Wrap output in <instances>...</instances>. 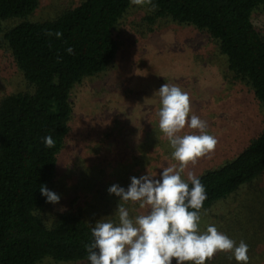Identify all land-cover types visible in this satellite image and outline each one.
<instances>
[{"label": "trees", "instance_id": "16d2710c", "mask_svg": "<svg viewBox=\"0 0 264 264\" xmlns=\"http://www.w3.org/2000/svg\"><path fill=\"white\" fill-rule=\"evenodd\" d=\"M132 4L131 0H66L61 7L54 5L56 13L34 19L42 8L40 0H0L2 47L26 85L23 91L0 96V264H90L84 246L92 239V221L80 209L56 212L44 221L48 202L39 189L43 184L51 190L74 113L75 87L86 78L107 75L119 49L114 29ZM147 5L144 33L169 22L205 35L223 58V64L219 63L223 67L218 68L221 78L229 76L242 83L264 108V36L252 22L253 12L264 9V0H152ZM11 19L18 22L3 31V24ZM69 46L71 55L65 51ZM132 83H119L120 97L113 101L111 111L106 107L108 119L97 125L85 121L84 138L93 148L101 151L99 144L112 139L108 128L120 122L117 111L128 108L136 98ZM102 98L94 104L99 105ZM160 132L157 128L149 135L148 144H157ZM146 134L143 129V137ZM46 135L54 139V147L44 146ZM171 151L169 147L163 152L164 160L177 165ZM130 160L135 166L138 155ZM263 175L264 126L235 157L198 175L207 194L200 213L241 193L243 204L254 207L256 264H264V232L260 235L257 219L264 216V185L258 186ZM114 183L126 188L129 182L123 178ZM102 186L108 193L109 186ZM83 187L92 189L91 185Z\"/></svg>", "mask_w": 264, "mask_h": 264}, {"label": "rangeland", "instance_id": "374dc122", "mask_svg": "<svg viewBox=\"0 0 264 264\" xmlns=\"http://www.w3.org/2000/svg\"><path fill=\"white\" fill-rule=\"evenodd\" d=\"M65 2L40 0L42 8L36 12L34 19H42L49 12L56 13L57 7L54 5L61 7ZM149 9L147 4H132L114 29L119 49L107 75L86 78L75 87L72 96L74 113L69 124V134L59 151L56 175L51 187L52 191L59 194L60 200L56 204L47 203L42 213L44 221L51 220L56 212L71 209H80L93 226L98 219L115 220L116 206L125 202L114 194L106 193L102 185L108 187V183L111 185L115 179L123 178H128L130 183V177H139L146 172L157 173L158 177L160 168L171 165L164 160L163 152L170 146L162 132L159 134L162 139L159 137L157 144H148V136L154 135L159 128L156 113L160 104L156 90L163 83L176 85L188 93L189 115L194 114L204 120L206 131L217 140L215 149L197 158L194 163L189 162L185 172L190 170L198 176L208 169L217 168L235 157L264 126V108L249 90L229 76L227 80L221 78L218 68L223 67L219 64H223V58L217 54L212 42L203 34L199 35L169 22H164L155 32L144 33L147 28L142 19ZM17 22L13 19L6 21L3 31ZM252 22L264 36L263 8L253 12ZM2 46L0 36V96L26 89L21 74ZM200 46H208V50L201 51ZM131 80L135 100L129 102L128 108L117 111L120 122L108 128L113 133L112 139L99 144L103 148L101 151L93 148L84 138L85 121L90 120L97 125L96 122L108 119L113 101L120 97L119 89L122 88L119 83ZM100 97H103L101 103L95 105L94 102ZM104 99L106 103L103 105ZM143 129L147 130L146 137H143ZM188 133L198 134V130L186 127L179 134ZM111 151H118V154L112 155ZM134 155H138L135 166L130 160ZM258 182L261 183L258 186L264 185V175ZM78 183L87 187L91 185L92 189L78 186ZM242 197L243 193L230 195L224 202L201 212L199 227L204 231L209 224H214L237 244L243 240L248 245V264H256V213L251 211L254 207L249 208L243 204ZM248 198L250 196L246 200ZM125 206L131 215L143 211L132 201L126 202ZM257 219H260L258 227L262 235L264 216ZM210 261L211 264H238L231 252L225 251L216 252L206 264H210Z\"/></svg>", "mask_w": 264, "mask_h": 264}, {"label": "clouds", "instance_id": "9594fccd", "mask_svg": "<svg viewBox=\"0 0 264 264\" xmlns=\"http://www.w3.org/2000/svg\"><path fill=\"white\" fill-rule=\"evenodd\" d=\"M135 5L151 4L152 0H131ZM51 34V33H49ZM57 37L61 33H55ZM73 53L69 46L65 50ZM160 107L156 113L158 127L167 138L172 158L179 162L161 171L129 178L125 188L112 184L109 194L120 201L138 204L141 213L131 215L125 203L116 206V218L96 220L91 228V241L85 251L90 264H206L218 251L231 252L238 264H248V245L238 244L214 224L200 230L203 202L207 198L205 186L192 171L185 172L189 162L213 151L215 136L206 131V122L197 115H189L187 92L176 85L163 83L156 90ZM198 130L180 135L182 130ZM46 148L55 145L50 135L42 138ZM47 202L56 204L59 194L42 184L39 189Z\"/></svg>", "mask_w": 264, "mask_h": 264}]
</instances>
